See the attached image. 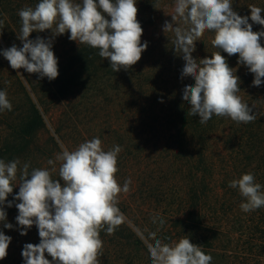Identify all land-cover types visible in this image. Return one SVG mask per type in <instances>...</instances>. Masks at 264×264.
<instances>
[{"label": "trees", "instance_id": "trees-1", "mask_svg": "<svg viewBox=\"0 0 264 264\" xmlns=\"http://www.w3.org/2000/svg\"><path fill=\"white\" fill-rule=\"evenodd\" d=\"M38 2L0 0V53L14 44L22 47L18 11ZM249 5L264 9V0H232L233 10L252 23ZM136 6L142 43L148 47L128 70L114 72L98 49L70 40L67 32L53 37L51 30L33 31L29 37L52 40L59 75L51 81L12 69L0 54V90L12 104L11 111H0V159L27 162L31 172L50 170L47 161L55 160L63 148L73 150L95 137L104 150L122 148L116 178L121 186L131 180L129 191L119 196L118 207L126 220L112 235L100 232V264H151L150 233L165 243L187 236L211 255V264H264V207L242 211L244 198L229 187L233 179L252 173L264 190V83L253 86L254 76L238 65V54L228 56L215 49L213 34L205 32L195 43L193 57L199 60L220 51L236 69L238 95L256 119L244 124L213 115L200 124L198 115H188L190 105L182 98L184 87L195 81L181 78L185 61L175 51L174 33L163 31L165 22H172L175 0H137ZM261 15L264 18V12ZM252 28L264 30L255 23ZM260 42L264 46V37ZM55 167L52 178L59 179V162ZM19 176L18 172L14 185L20 183ZM18 191L17 185L0 206L7 215L0 231L11 237L0 264H25L24 245L40 242L35 225L20 234L15 207L19 201L14 199ZM5 223L13 227L8 229Z\"/></svg>", "mask_w": 264, "mask_h": 264}, {"label": "clouds", "instance_id": "clouds-1", "mask_svg": "<svg viewBox=\"0 0 264 264\" xmlns=\"http://www.w3.org/2000/svg\"><path fill=\"white\" fill-rule=\"evenodd\" d=\"M137 0H39L35 7L18 11L22 22L17 38L22 47L15 44L2 50L3 57L14 70L24 69L47 77H58V60L52 50V40L30 34L51 30L53 37L70 33L69 39L98 49L102 59L110 62L111 69L128 70L147 49L142 43L143 28L138 20ZM252 23L264 26L261 13L264 9L249 5ZM172 22H165L164 32H173L176 53L185 61L181 78L191 77L194 85L183 89V100L190 105L189 116L200 117L206 124L213 115L228 117L237 123H250L256 119L252 109L238 93L240 79L236 69L229 67L225 56L214 51L210 57L197 60L192 53L196 41L205 32H211V45L228 56L238 54V65L247 67L254 79L252 85L264 83V46L260 40L264 30L253 31L248 16H240L232 8V0H175ZM3 22L0 21V24ZM12 110L7 93L0 90V111ZM119 145L104 150L98 137L80 143L75 149L63 148L49 159L52 168H33L18 159L5 162L0 159V206L19 186L14 199L18 209L17 224L20 234L35 225L40 242L27 243L22 257L25 264H100L103 250L100 232L108 235L124 223V214L118 207L121 193L129 191L131 180L121 186L116 178L118 172ZM59 162V179H53ZM20 183L14 185L17 173ZM30 177V178H29ZM61 181L63 183H61ZM244 198L240 207L244 212L264 207V190L255 182L252 173H245L229 182ZM12 202H8V207ZM7 215L0 207V222ZM156 218H153L155 223ZM163 219L160 224L163 225ZM4 227L11 229L10 223ZM154 243L148 246L151 264H211V255L185 236L178 241L165 243L150 233ZM11 237L0 231V260L7 256ZM47 256L52 259L49 260Z\"/></svg>", "mask_w": 264, "mask_h": 264}, {"label": "rangeland", "instance_id": "rangeland-1", "mask_svg": "<svg viewBox=\"0 0 264 264\" xmlns=\"http://www.w3.org/2000/svg\"><path fill=\"white\" fill-rule=\"evenodd\" d=\"M23 79V78H22ZM30 79H31V82H32V84L33 83H35V79H34V77H30ZM23 82H24V84H25V87H26V89L28 90V92H29V95L34 99V101H35V97H34V94H33V92L31 91V86H29V84L23 79ZM63 148V147H62ZM125 217V216H124ZM124 220H126V218L124 219ZM147 244V243H146Z\"/></svg>", "mask_w": 264, "mask_h": 264}]
</instances>
